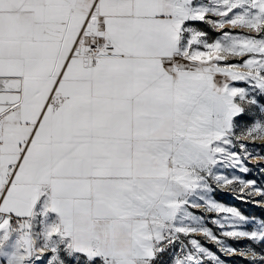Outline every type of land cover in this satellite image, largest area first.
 <instances>
[{"label":"snow or ice","instance_id":"6c2138e0","mask_svg":"<svg viewBox=\"0 0 264 264\" xmlns=\"http://www.w3.org/2000/svg\"><path fill=\"white\" fill-rule=\"evenodd\" d=\"M256 142L264 0H0V264H264Z\"/></svg>","mask_w":264,"mask_h":264},{"label":"rangeland","instance_id":"374dc122","mask_svg":"<svg viewBox=\"0 0 264 264\" xmlns=\"http://www.w3.org/2000/svg\"><path fill=\"white\" fill-rule=\"evenodd\" d=\"M248 143V142H245ZM253 147L250 145V148ZM256 150L260 153V155H264V146L261 145V142H256L255 146ZM247 166L250 168V172L247 176H243V174L237 173L238 175H241L245 179H254L257 181L258 185L264 186V171H261V169H264V160L259 159H253L249 162H247ZM216 199L222 203H224L227 206H235L237 207L243 214L247 216H255L257 218L264 217V207H258L253 203H243L240 200L233 197L232 194L228 193L227 191H219L217 193ZM256 199H259L258 197ZM198 211L199 214L206 215L207 217L211 218L214 214H206L203 212V210H194ZM210 228H213L214 231L216 229L213 225L210 223L207 225ZM196 239L200 240L201 243L210 249L211 251L215 252L217 255H219V252H217L216 246L212 243L207 241L203 236H197ZM227 243L231 244L234 247H238L240 245L248 243L247 241H240L239 245L232 241L227 240ZM257 251H260L258 248ZM222 259L226 261V264H249V261L246 259H243L239 256H233L231 258L222 256Z\"/></svg>","mask_w":264,"mask_h":264}]
</instances>
